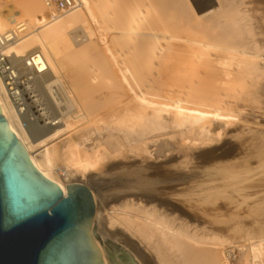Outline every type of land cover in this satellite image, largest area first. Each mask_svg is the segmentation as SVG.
<instances>
[{
  "label": "bare ground",
  "instance_id": "6f19581e",
  "mask_svg": "<svg viewBox=\"0 0 264 264\" xmlns=\"http://www.w3.org/2000/svg\"><path fill=\"white\" fill-rule=\"evenodd\" d=\"M11 6L17 16L0 9V39L15 33L0 48L13 64L0 75V113L33 167L64 196L68 184L111 172L139 177L108 191L87 186L90 235L105 263V237L116 234L138 240V264H264V0H73L64 12L49 0ZM36 84L54 87L53 117ZM227 146L217 173L197 162L198 152ZM175 154L217 176L206 168V177L151 176L159 166L170 173ZM216 225L247 242L237 247L238 263Z\"/></svg>",
  "mask_w": 264,
  "mask_h": 264
},
{
  "label": "water",
  "instance_id": "95a60500",
  "mask_svg": "<svg viewBox=\"0 0 264 264\" xmlns=\"http://www.w3.org/2000/svg\"><path fill=\"white\" fill-rule=\"evenodd\" d=\"M62 189L31 164L0 113V264H106L90 235L87 186ZM112 264H138L108 248Z\"/></svg>",
  "mask_w": 264,
  "mask_h": 264
},
{
  "label": "rangeland",
  "instance_id": "374dc122",
  "mask_svg": "<svg viewBox=\"0 0 264 264\" xmlns=\"http://www.w3.org/2000/svg\"><path fill=\"white\" fill-rule=\"evenodd\" d=\"M13 3V0H1L0 1V4H1V7H0V9H1V13L2 14H4V15H6V16H11V17H14V16H17V15H15L17 12L15 11V10H13V9H11L12 8V6H11V4ZM44 13V15L45 16H47L48 15V11L47 10H45V11H43ZM47 12V13H46ZM20 20V19H19ZM16 22V21H15ZM15 22H13V24L15 23ZM78 27H74V28H72L71 29V33H73L76 29H77ZM78 30V29H77ZM81 37H79V38H75V40H78V39H80ZM44 85V86H43ZM42 86H40L39 87V84H36V85H33V90H34V94H35V96H36V98H38L37 99V101H38V103H39V105H40V107L41 108H43L45 111H46V113L49 115V117H53L54 115H55V112H56V110L58 109V106H57V102L54 100V102L56 103H54L53 102V100L52 99H54L53 98V96H52V91H53V89H54V87L53 86H51V91H49V88L47 87V84H43ZM46 87V88H45ZM48 88V89H47ZM48 94V95H47ZM51 95V96H50ZM38 96V97H37ZM50 101V102H49ZM41 102V103H40ZM52 104H54L55 106H56V108L54 109V105H52ZM42 105V106H41ZM51 105H52V107H51ZM32 111H34V109H32L31 110V112ZM43 122H42V118H40L39 119V125H41ZM184 152H187V149H182ZM231 147H229V146H227V147H223L222 149H220V150H218V152H214V153H208V152H198L197 154V156L196 157H198L197 158V160H195V161H197V162H200V163H204L205 165L204 166H206L207 167V165H212V163H213V167L211 168L210 167V170H212L214 167H216V165L215 164H217V167L218 168H220V166H221V164H219V163H222L223 165L224 164H226L227 163V160H228V157L231 155ZM182 152V151H181ZM224 152V153H223ZM207 153V154H206ZM222 153V154H221ZM181 154V153H180ZM213 154V155H212ZM176 155V154H175ZM202 155V156H201ZM212 155V156H211ZM177 156V157H176ZM173 159H174V161L173 162H171L170 163V165H172V166H167V168H169V167H171L170 168V170L171 171H175L176 169H177V167L176 166H178V169L176 170V173L175 172H171L170 171V173L168 172V170H165V166H159L160 168L159 169H161L162 167V169H164V170H160L159 171V169H157L158 171H159V173L158 172H156L157 170H152L151 172H152V174H151V176L152 177H155V178H174V177H180V176H182V178H184V176H185V178H186V176L189 174V173H192V175L191 174H189V175H191V176H189L188 175V177H189V179L190 178H192L193 176L195 177V175L196 176H208L207 174H211V175H213V176H217V175H215V173H217V171L218 170H216V168H215V170L213 169V172L215 171V173H213V172H211L210 171V173H209V171H207L209 168V166L206 168V167H204V168H206L205 170L207 171V174L205 173V171H202L204 168H200L201 166H198L197 167V165L195 164L196 162L195 161H193V158H190V159H188L187 161H186V157H184V158H182V159H178V154L176 155ZM215 156H217V157H215ZM219 156V157H218ZM201 158V159H200ZM178 159V160H177ZM194 159H196V158H194ZM207 159V160H206ZM181 160H183V161H181ZM221 160V161H220ZM212 161V162H211ZM219 161V162H218ZM225 161V163H223ZM187 162V163H186ZM216 162V163H215ZM218 162V163H217ZM178 163V164H177ZM185 163V164H184ZM189 163V164H188ZM191 163V164H190ZM195 164V166L196 167H194L193 166V164ZM207 163V164H206ZM177 164V165H176ZM183 164V165H182ZM220 166H219V165ZM190 166H191V170L192 171H188L189 169L188 168H190ZM175 167V168H174ZM195 168V170H196V168H197V171H194V168ZM203 167V166H202ZM174 168V169H173ZM185 168V169H184ZM193 168V169H192ZM217 168V169H218ZM173 169V170H172ZM164 171V172H163ZM179 171H181L180 172V174H179ZM193 171H194V173H193ZM200 171H202V172H200ZM116 172V174L115 175H112L113 173H115ZM115 172H111L110 174H108V175H105V176H103L102 175V177H100V178H97V179H88V180H84V182L86 183V185L87 186H89V188L91 189V190H93V191H108L109 189H112V187H113V185H116V184H119V185H121V184H123V182H125V181H127V180H131V179H134V178H137L138 177V175L136 174L135 176L133 175L134 173H135V171H134V173L131 171L130 173H117V171H115ZM150 172V173H151ZM154 172V173H153ZM160 172H161V174H160ZM167 172V173H166ZM177 172H178V174H177ZM185 172H187L186 173V175H185V173L183 174V173ZM197 172V173H196ZM163 173H165V174H163ZM175 174V176L173 175V174ZM202 173V174H201ZM158 174V175H157ZM198 174V175H197ZM142 175V174H141ZM161 175V176H160ZM163 175V176H162ZM165 175H166V177H165ZM170 176V177H168V176ZM173 175V176H172ZM184 175V176H183ZM144 176V175H143ZM172 176V177H171ZM139 178V177H138ZM141 178H143V177H141ZM221 225V224H220ZM220 225H216L215 226V229H220V231H218V233L221 235V237L224 235V238L226 237V238H228L229 240L227 241L228 242V244H225V242H224V244H223V249H224V251L225 252H227L229 249V251H230V254H232L231 256H232V258H234L235 259V257H236V259H235V262H239L238 261V256L240 257V253H239V255H238V252H239V249L237 248L238 247V245H242V244H246L247 242H245V240L244 239H242V238H239L238 236V238H236V237H234L235 239H234V241H233V237H232V233L230 232V231H228V230H226L224 227H222V226H220ZM218 227V228H217ZM222 229H223V231H222ZM226 233H225V232ZM227 231L230 233V236H229V233H227ZM223 233V234H222ZM227 234V235H226ZM219 235V236H220ZM234 236V235H233ZM119 238H121V236H118V235H113V236H107V237H105V240H104V242H105V244H107V245H109V247L110 246H112L113 248H116V249H120V250H122L132 261H134L135 259L133 258V256L135 255V253H137V247L139 246V244H138V240L136 241V240H118ZM223 238V237H222ZM224 238H223V240L222 241H225L224 240ZM230 238H232V240L230 239ZM231 240V243H229V241ZM243 240V241H242ZM239 241H240V243H239ZM236 242V243H235ZM235 243V244H234ZM138 244V245H137ZM230 244V245H229ZM225 245V246H224ZM226 245H227V247H226ZM235 247H234V246ZM230 246V247H229ZM233 248V249H232ZM227 250V251H226ZM238 250V251H237ZM228 251V252H229ZM109 252V251H108ZM135 252V253H134ZM129 253V254H128ZM133 255V256H132ZM109 257H110V254H109ZM111 259V258H110ZM150 259V258H149ZM148 261H150V262H148ZM147 261V263H150V264H155L154 262V259L152 260V259H150V260H148ZM112 262V261H111ZM240 263V262H239ZM238 263V264H239ZM236 264V263H235Z\"/></svg>",
  "mask_w": 264,
  "mask_h": 264
},
{
  "label": "built area",
  "instance_id": "2783aa9c",
  "mask_svg": "<svg viewBox=\"0 0 264 264\" xmlns=\"http://www.w3.org/2000/svg\"><path fill=\"white\" fill-rule=\"evenodd\" d=\"M56 10L54 11H66L73 5V0H49ZM15 40V33L13 31L8 32L6 36L0 39V48H3L6 44L12 43ZM12 58L5 56L0 51V75L8 76L13 70Z\"/></svg>",
  "mask_w": 264,
  "mask_h": 264
}]
</instances>
